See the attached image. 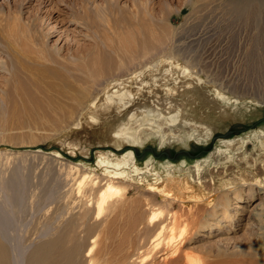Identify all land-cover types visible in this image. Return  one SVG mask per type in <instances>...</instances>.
<instances>
[{
  "label": "bare ground",
  "instance_id": "obj_1",
  "mask_svg": "<svg viewBox=\"0 0 264 264\" xmlns=\"http://www.w3.org/2000/svg\"><path fill=\"white\" fill-rule=\"evenodd\" d=\"M47 2L49 3L50 0ZM224 2L231 7L233 14L240 16L245 15V10L251 9V6L258 9L262 0H224ZM212 4L213 1L202 2L194 11L206 10ZM80 6L84 15L90 19L92 28L86 2L81 0ZM137 9L132 11L130 18L125 21V26L121 28L118 36L120 45L117 47L111 45V39L109 44L106 42L109 41L108 38L97 41L95 36L99 32L94 30L92 34L95 48L90 52V57L72 68L61 65L58 61L52 60V57L49 59L42 48L38 49L39 39L34 31L31 32L32 29L28 25L18 27L17 36L21 41V54L12 51L10 44L5 45L6 55L13 65L21 67L22 72L28 71L23 58L36 56L33 53L39 55V60L32 63L34 72H29L30 87L16 83L17 87L24 88L19 94L12 87L10 89L17 97H24L27 100L20 99L19 103L13 100L14 97H9L10 105L15 110L18 106L22 107L30 118H37L40 115L41 121L51 120L57 115L69 119L76 114L77 121H74L75 116L72 118L73 130L69 129L70 131L66 132L69 138L57 139V137L53 142L66 147L70 155L80 153L82 161L67 170L76 185L75 194L80 203L78 206L77 202V213L72 215L62 227L55 229L47 225L42 231L34 233L36 238L31 233L35 242L30 241L33 242L30 246L23 245L24 243L19 241L20 237L19 240L12 237L15 231L14 235L10 234L15 227L12 228L7 217L14 214L11 207H14L18 200L20 201V197L15 198V196L21 193L17 191L20 184L17 189L15 188L17 184L10 188L6 186V190L9 189L10 192L6 200L11 209L8 214L0 209V264H148L152 251L159 246L155 239L166 231L171 233L169 238L173 239L175 229L179 228L177 223L180 218L188 216L197 220V225L191 226L189 232L198 226L199 229H205L209 227L213 218L219 216V224L226 219L232 220L234 215L243 209L240 205L242 197L235 190L237 186L239 192L241 188L247 186V189L254 191L256 188L264 195V132L253 133L254 143L248 139L250 136L237 140H218L216 153L212 152L204 165L195 162L191 168H183L184 163L183 167L178 168L170 162L160 164L157 168V164L152 160L139 167L135 160L136 155L131 151L121 155L111 151H95L94 163L90 165L85 162L91 154L89 150L91 139L98 135L105 137L110 126L108 123L113 124L108 135L113 136L110 140L118 150L126 145L142 146L154 136H158L159 141L164 145L176 144L179 148L188 147L190 139L207 142L213 137L214 129L206 122L207 117H213L215 122L234 120L233 112L237 113L241 107L248 109V102L244 100L247 99L246 97L234 94L235 90H229L224 83L213 77L214 74L212 77L208 76L211 70L201 65V61L205 58L221 56L222 51L215 52L213 48L207 47L212 40L186 39V41L180 37L176 38L179 34L170 33L171 40H169L172 44L168 40V46H165L168 48L159 49L153 61H147L148 58L143 60L148 55L145 51L147 39L152 37L162 46L164 42L161 38L165 32L158 30V27L153 29L151 23L147 21L145 11ZM93 16H96L92 18L93 21L100 19L97 14ZM118 22L117 19L116 24ZM107 30L115 31L111 26ZM151 30L155 31V34H152ZM27 48L33 52L28 51ZM137 50L142 53L138 58ZM128 55H131L129 63L124 58ZM135 61L138 63L131 72L128 66ZM46 62L55 63L56 67L45 65ZM34 84L40 85L41 89L34 91ZM98 87L100 91L96 92ZM163 97L169 104L180 97L178 102H186L185 107L181 108V104H176L171 111L163 112L157 109L150 114L146 112V107L144 110L140 106L139 109L136 107L141 104L143 107L146 100H161ZM36 99L43 100L45 105L36 107ZM262 101L264 102L263 98L256 105L263 103ZM252 102L251 100L250 103ZM132 107L136 108L133 110L134 113L130 112L132 114L125 117V113ZM195 111H198L199 120L195 119ZM48 113L52 115L42 116ZM244 144L251 145L255 154L244 157L245 154L247 155ZM48 154L56 158L61 157L55 150ZM222 158L226 161L223 163L225 165L234 164L233 167L239 169V165L244 163L241 165L248 167L228 175L227 172L230 170H226L227 167L219 168ZM211 166L214 169L210 171ZM149 177L151 183L147 180ZM225 178L227 180H224ZM133 182H136L139 188H134L136 186ZM142 185L149 196L148 199L128 196ZM225 190H234L233 193L239 201V204L234 206V215H230L227 211L228 196ZM251 195L250 193L249 196ZM184 198H188L193 205H199L195 214L181 209L179 216L164 215L159 208L153 210L149 202L152 200L174 206L183 203ZM257 206L264 208V199ZM204 207L208 210L203 209ZM262 208L261 213L256 215L257 218H264ZM199 218H202L200 222ZM10 227L11 232H9ZM179 229L178 234L183 235L188 231V225ZM147 231L156 234L153 235L154 239L146 249L143 236ZM177 250L179 251V248L173 250V254H177ZM177 261L176 258L171 263Z\"/></svg>",
  "mask_w": 264,
  "mask_h": 264
},
{
  "label": "rangeland",
  "instance_id": "obj_2",
  "mask_svg": "<svg viewBox=\"0 0 264 264\" xmlns=\"http://www.w3.org/2000/svg\"><path fill=\"white\" fill-rule=\"evenodd\" d=\"M83 1L86 2L87 12L91 17L92 28L90 27V19L81 10V0H50L49 3L47 0H0V209L9 213L10 209L13 208L12 213L14 214L10 213L13 219H11V215H8L7 219L12 224V228H15L12 230L10 227L9 232L12 230L13 234H10L14 235L15 231L16 236L12 237H16L17 240L20 237L19 241L24 243L25 246L32 245L33 242L30 241L35 242L34 233L42 231L45 226L51 225L55 229L62 227L72 215L77 213V202L78 206H80V203L75 194L76 185L72 179L73 177L68 175V171L76 163L82 161V157L79 156L80 153H75L74 156L70 155L66 147L53 142L57 137V139L69 138L66 132L69 129L73 130V123L77 121L76 114L69 119L68 117L63 119L61 115H57L51 120L44 121V119L41 121L40 115L37 118H30L22 107L18 106L15 110L8 101L9 97H14L13 100L19 103L20 99L27 100L24 97H17L10 89L13 88L19 94L24 88L17 87L16 83L20 86L30 87L29 72H34L32 68L33 61L39 60V55L35 53L33 55L36 56L23 58L28 71L22 72L21 67L13 65L11 59L6 55V44H10L12 51L22 53L21 41L17 36L18 27L21 28L20 26L27 27L26 25H28L32 29L31 32H35L39 39L37 48H42L49 59L52 57V60L58 61L61 65L72 68L77 63L79 65L80 62L82 63L90 57V52L95 48L94 33L92 32L94 30L99 32L95 36L97 41L108 38L109 41L106 42L109 44L111 39V45L115 47L120 45L118 36L121 28L125 26V21L130 18L132 11L138 8L137 10L145 11L147 21L151 23L153 29L158 27V30H164L165 34L161 39L164 43L166 42V45L163 43L160 46V43H157L154 38L149 37L145 44V51L148 52V55L143 60L148 58L147 61H153L159 49L166 50L165 48L168 47L165 46H168V42L171 40L170 33L171 35L179 34L180 36L178 35L176 38L180 37L183 40H212L210 46L207 47L213 48L215 52L222 51L220 52L221 56L219 58H205L201 61V65L205 69L211 70V74L208 76L212 77L214 74L213 77L215 76L219 82L224 83L229 90L238 92L233 91L234 94L247 98L244 100L248 102V109L241 107L237 113L233 112L235 115L234 120L215 122L213 117H207L206 122L214 129L213 137L207 142H203V140L197 142L190 139L188 147L178 148L176 144L164 145L159 141L158 136H154L150 137L142 146L126 145L118 150L110 140L113 136L108 135L113 124L108 123L110 126H108V129L106 128L107 134H105V137L98 135L91 139L89 146L91 154L85 161L87 164L94 163L93 153L95 151H111L117 155L131 151L136 155L135 160L139 167H142L148 160H152L157 164V168L158 165L166 162H170L178 168L183 167L184 163L183 168H191L195 162H201L200 164L204 165L212 152L216 153L218 140H237L250 136L248 139L254 143L253 133L264 132V102L262 101L263 103L256 105L259 100L264 99V0L259 4L258 9L251 6V9L245 10V15L240 16L233 14L231 7L227 6L224 0ZM206 1H213L212 6L208 7L209 9L194 11L199 4ZM247 6L249 5L247 4ZM95 14L99 15L100 19H94L93 21L92 18L96 17L93 16ZM117 19L119 20L118 24H116ZM130 21H132V18ZM106 26H108L107 29L111 26L115 31L107 30ZM154 32L151 30L152 34H155ZM27 50L33 52L30 48H27ZM137 51L136 56L138 58L142 53L139 50ZM130 56L124 57L127 63H129ZM127 57L129 58L127 59ZM137 63L135 61L128 66L131 72H133ZM45 65L56 67L55 63L46 62ZM37 89H41V86L34 84V91ZM99 91L100 88H96V92ZM179 100L180 97L169 104L163 97L161 100H146L143 107L142 104L136 105V107L140 106L143 110L146 107L145 110L149 114L150 112H156L157 109L168 112L176 104H181V108L185 107L186 102H178ZM251 100L254 102H252L253 106H251ZM35 101L37 103L36 107L45 105V102L41 99ZM134 109L136 108L129 109L125 113V117L134 113ZM197 112L195 111L194 115L196 116L195 119L199 120ZM43 115L48 117L52 114ZM83 146L85 145L83 144ZM246 149L247 155L245 154L244 157L255 154L254 150L251 149V145L247 144ZM52 150L58 151L61 157L50 156L48 153ZM220 162L222 164L219 168L227 167L225 169L231 171L227 172L228 175L233 174V171H242L248 167L241 165L244 163L239 165V169L233 167L234 164L226 163L225 165L223 163L226 161L223 158ZM228 167L232 168L229 169ZM213 169V166H211L209 170ZM147 180L149 183L152 182L150 177ZM14 182H16L15 185ZM136 184V182H133L134 186ZM6 186L9 188L16 186V189L19 186L17 191L21 193L15 196V198L20 197V201L18 200V203L11 208L6 200L7 194L10 193L9 189L6 190ZM140 187L128 196H141L142 199H148L149 196L145 192V187L143 185ZM235 190L242 197L240 205L243 208L236 215H234V206L239 204V201L233 193L234 190H225L228 196L227 211L230 215H234L232 220L226 219L218 224L220 219L217 216L212 219L213 221L209 224V227L200 228V230V226H198L195 230L189 232L191 226L197 225V220L188 216L180 218L177 226L181 228L188 225V231L181 235L178 234L180 229L176 228L173 239L169 238L171 233H168V231L157 237L155 241L157 240L156 243L159 246L152 251L151 256L149 255L148 264H195V262H197L196 264H264V218L261 219L256 216L261 213L262 206H257V204L263 201L264 195L259 193L256 188L254 191L247 189V186L241 188L240 192L239 186ZM250 193L251 196H249ZM207 194L205 192L206 196H208ZM149 202L153 210L159 208L164 215L179 216L181 209H186L195 214L199 206L191 204L188 198H184L183 203L174 206L152 200ZM151 205H149L150 208ZM203 209L207 208L204 207ZM201 219L199 218V222ZM155 234L153 231L151 233L147 231L144 234V242L143 239H141V242L145 244L146 249L149 248ZM23 237L27 241L26 239L21 240ZM32 238L33 240H29ZM178 248V253L173 254V250L175 251ZM176 258L178 261L171 263ZM191 260L192 262H190Z\"/></svg>",
  "mask_w": 264,
  "mask_h": 264
}]
</instances>
